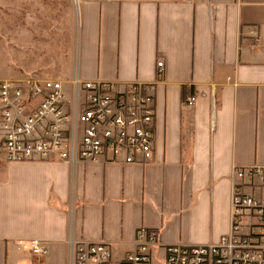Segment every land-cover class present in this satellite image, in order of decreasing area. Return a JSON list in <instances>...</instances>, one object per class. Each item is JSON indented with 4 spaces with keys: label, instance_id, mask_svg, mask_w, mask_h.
Returning <instances> with one entry per match:
<instances>
[{
    "label": "crops",
    "instance_id": "0c3cea01",
    "mask_svg": "<svg viewBox=\"0 0 264 264\" xmlns=\"http://www.w3.org/2000/svg\"><path fill=\"white\" fill-rule=\"evenodd\" d=\"M67 11L73 45L46 52L56 74L19 61L23 80L61 81L67 97L72 78L152 85L153 158L0 157V264H71L69 238L123 255L142 227L163 245L216 243L230 229L234 169H264V0H68Z\"/></svg>",
    "mask_w": 264,
    "mask_h": 264
},
{
    "label": "built area",
    "instance_id": "2783aa9c",
    "mask_svg": "<svg viewBox=\"0 0 264 264\" xmlns=\"http://www.w3.org/2000/svg\"><path fill=\"white\" fill-rule=\"evenodd\" d=\"M81 0H73L78 4ZM254 35V32H252ZM161 71L162 61L157 62ZM27 79L0 82V147L8 162L57 160L125 163L153 158L152 85ZM195 97L186 99L192 105ZM230 229L213 244L163 245L159 233L139 228L132 249L117 255L110 243L73 241L71 264H264V169L235 168ZM35 256L46 248L30 244Z\"/></svg>",
    "mask_w": 264,
    "mask_h": 264
},
{
    "label": "rangeland",
    "instance_id": "374dc122",
    "mask_svg": "<svg viewBox=\"0 0 264 264\" xmlns=\"http://www.w3.org/2000/svg\"><path fill=\"white\" fill-rule=\"evenodd\" d=\"M18 1L21 0H0V78L12 76L10 81H21L30 76L19 68V61L37 63L38 69L28 71L49 75L54 68L48 66L47 60L51 59L46 52L50 50L59 57L73 45L68 0H26L27 4ZM34 52L40 53L38 57L35 53V61ZM38 76L48 78L42 74ZM0 157H4L1 148Z\"/></svg>",
    "mask_w": 264,
    "mask_h": 264
}]
</instances>
